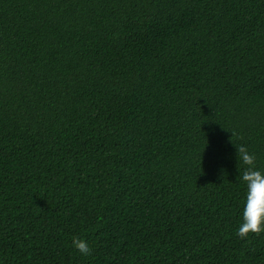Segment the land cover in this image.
I'll list each match as a JSON object with an SVG mask.
<instances>
[{
    "label": "trees",
    "instance_id": "trees-1",
    "mask_svg": "<svg viewBox=\"0 0 264 264\" xmlns=\"http://www.w3.org/2000/svg\"><path fill=\"white\" fill-rule=\"evenodd\" d=\"M239 145L264 0H0V264H264Z\"/></svg>",
    "mask_w": 264,
    "mask_h": 264
},
{
    "label": "clouds",
    "instance_id": "clouds-1",
    "mask_svg": "<svg viewBox=\"0 0 264 264\" xmlns=\"http://www.w3.org/2000/svg\"><path fill=\"white\" fill-rule=\"evenodd\" d=\"M236 149L238 174L245 187L241 220L236 232L241 238H246L251 233H264V170L256 167L255 155L244 145L236 146ZM72 245L81 255H92V248L85 239L74 237Z\"/></svg>",
    "mask_w": 264,
    "mask_h": 264
}]
</instances>
